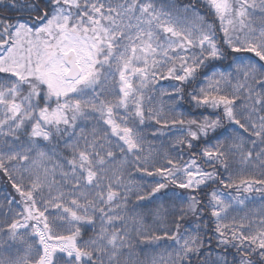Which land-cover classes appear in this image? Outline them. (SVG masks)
<instances>
[{"label": "snow or ice", "instance_id": "1", "mask_svg": "<svg viewBox=\"0 0 264 264\" xmlns=\"http://www.w3.org/2000/svg\"><path fill=\"white\" fill-rule=\"evenodd\" d=\"M0 264H264V0H0Z\"/></svg>", "mask_w": 264, "mask_h": 264}, {"label": "trees", "instance_id": "2", "mask_svg": "<svg viewBox=\"0 0 264 264\" xmlns=\"http://www.w3.org/2000/svg\"><path fill=\"white\" fill-rule=\"evenodd\" d=\"M2 180H3V178H2V177H0V182H2Z\"/></svg>", "mask_w": 264, "mask_h": 264}]
</instances>
